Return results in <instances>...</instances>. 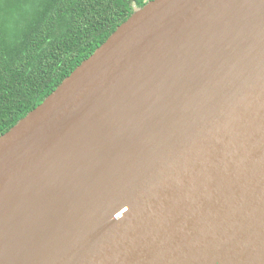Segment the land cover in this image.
<instances>
[{"label": "water", "instance_id": "obj_1", "mask_svg": "<svg viewBox=\"0 0 264 264\" xmlns=\"http://www.w3.org/2000/svg\"><path fill=\"white\" fill-rule=\"evenodd\" d=\"M0 264H264V0H150L0 135Z\"/></svg>", "mask_w": 264, "mask_h": 264}, {"label": "trees", "instance_id": "obj_2", "mask_svg": "<svg viewBox=\"0 0 264 264\" xmlns=\"http://www.w3.org/2000/svg\"><path fill=\"white\" fill-rule=\"evenodd\" d=\"M150 0H0V135Z\"/></svg>", "mask_w": 264, "mask_h": 264}]
</instances>
